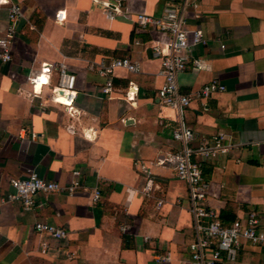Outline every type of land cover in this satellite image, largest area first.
Segmentation results:
<instances>
[{
    "label": "crops",
    "instance_id": "crops-1",
    "mask_svg": "<svg viewBox=\"0 0 264 264\" xmlns=\"http://www.w3.org/2000/svg\"><path fill=\"white\" fill-rule=\"evenodd\" d=\"M115 1L0 0V38L10 8L23 13L12 60L0 61V264H159V255L170 257L163 264H188L198 235L190 188L159 163L182 147L173 139L181 125L193 131L194 147L221 135L228 147L200 160L210 183L206 206L226 223L254 213L264 228V0H202L187 9L205 43L193 49L202 68L190 62L178 77L192 98L182 111L157 98L164 79L152 52L166 37L137 30L135 17L109 19L104 9ZM124 8L161 17L168 0H126ZM120 58L139 72L116 69L105 98L98 67ZM63 68L76 77L70 106L53 100ZM41 74L50 78L34 88L29 79ZM214 81L225 91L203 104L197 95ZM31 173L81 186L72 195L41 194L30 211L3 201L11 180ZM38 221L67 236L38 233ZM220 264H264V248L241 239Z\"/></svg>",
    "mask_w": 264,
    "mask_h": 264
},
{
    "label": "built area",
    "instance_id": "built-area-1",
    "mask_svg": "<svg viewBox=\"0 0 264 264\" xmlns=\"http://www.w3.org/2000/svg\"><path fill=\"white\" fill-rule=\"evenodd\" d=\"M202 0H168V8L161 17L151 16L145 13H132L124 8L126 0H116L115 8L104 9L109 19L116 16L127 18L135 17L134 23L137 30L141 32H156L164 35L166 41L153 47V56L161 59V75L164 79L158 90L157 98L162 107L182 111L189 107L192 98L182 93L178 77L184 73L190 62L196 69H201L202 64L193 58L194 47L204 44L205 38L202 30L191 28L187 21L186 11L190 6L198 7ZM23 17L21 9L13 5L10 8L9 26L4 37L0 38V61L8 63L12 60V42L16 34L17 26ZM65 16L62 12L57 14V20L63 22ZM224 48V46H222ZM99 74L104 78L105 83L101 87V93L105 98H110L113 92V73L116 69H124L130 73L139 72V66L129 58L113 60L110 64H100ZM44 74L34 75L29 81L35 87L48 82L43 81ZM225 91V87L217 81L204 85L197 99L203 104L214 95ZM76 77L66 71L60 73V83L54 89L53 100L55 102L70 106L76 98ZM173 139L181 143L182 147L170 156V158L159 161L160 164H170L178 179L186 181L190 188L193 214L198 235L190 245L191 259L188 264H220L223 256L227 255L232 259L236 253L241 239L254 246L264 248V228L256 214L251 213L244 220H236L231 223L224 222L219 214L206 206L205 202L210 192L208 183L203 174L201 159L216 158L225 154L228 147L223 144V136L216 137L212 143H201L194 147L193 131L181 125L173 133ZM80 173L74 172L75 176ZM12 191L3 201L19 202L26 211L35 208L37 197L41 194L50 195L65 191L72 195L80 183L74 181L66 187L56 182L48 181L37 173H31L25 178L11 180ZM100 199L99 192H95L93 201ZM127 227H122L126 230ZM35 230L40 234H47L55 239H64L67 233L53 225L42 221L35 223ZM169 255H159L156 261L159 264L167 263Z\"/></svg>",
    "mask_w": 264,
    "mask_h": 264
}]
</instances>
